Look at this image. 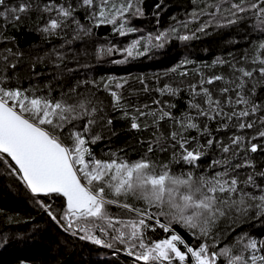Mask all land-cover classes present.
Returning a JSON list of instances; mask_svg holds the SVG:
<instances>
[{
  "label": "trees",
  "instance_id": "obj_1",
  "mask_svg": "<svg viewBox=\"0 0 264 264\" xmlns=\"http://www.w3.org/2000/svg\"><path fill=\"white\" fill-rule=\"evenodd\" d=\"M232 2L238 0H227L228 6ZM20 3L29 4L30 11L22 14L19 21L0 18V76L8 77L10 87L40 95L92 99L98 109L92 135L100 139L91 145V150L98 158L107 159L106 154L112 152L136 158L144 155L151 144L155 159L172 160L175 141L169 134L179 130L193 148L202 151L194 172L210 175L231 165L229 171L241 181L251 175L255 185L264 188V138L258 136L264 130V124L260 123L264 118V78L255 73L242 90L258 106L255 115L243 118V122H255L251 129H239L240 121L235 119H206L190 108L193 103L205 108L207 105L202 94L193 96L189 85L196 84L199 90L201 79L213 75H221L224 80L211 85L205 83L204 87L222 106L229 97L234 103V81L238 73L232 66L256 67L249 57L264 42V20L254 12L232 16L224 7L225 0H134L142 14L128 16L126 27L134 28L135 32L121 36L114 25L94 26L91 10L82 7L81 0H4L0 10ZM217 5L222 10H217ZM61 6L74 9V21L66 22L55 33H44L41 29L48 20L58 18L55 12L45 9ZM211 12L216 15H209ZM161 32L168 37L163 46L154 47L144 55L128 57L116 51L127 47L134 38ZM180 36L190 38L181 40ZM108 81L113 90L123 95V107L112 106V97L104 89ZM116 83L123 84V88L115 89ZM165 86L175 89V94L161 91ZM225 87L230 91L221 95L220 89ZM137 109L155 111L158 116L168 111L172 118L155 124L152 116L142 117ZM225 111L231 109L226 107ZM186 116L195 119L198 129L179 128L175 120ZM133 118L140 125L138 129L131 127ZM76 123L79 127L83 121ZM205 125L207 132H202L200 129ZM235 136L243 137L244 143L239 150L233 148L235 155L225 154L221 145H230ZM209 139L214 141L211 146L207 144ZM253 143L258 146L254 153L250 151ZM236 164L244 166L235 169ZM173 167L186 169L188 166L173 161ZM241 187L245 191H258L243 184ZM36 199L0 158V264H137L122 245L111 249L100 247L64 231ZM112 211L126 214L119 208ZM176 227L191 243H198ZM214 232L221 247L235 244L242 234L264 240V217L256 219L255 212H251L249 217H240L235 222L222 218ZM149 235L158 238L162 233Z\"/></svg>",
  "mask_w": 264,
  "mask_h": 264
},
{
  "label": "snow or ice",
  "instance_id": "obj_2",
  "mask_svg": "<svg viewBox=\"0 0 264 264\" xmlns=\"http://www.w3.org/2000/svg\"><path fill=\"white\" fill-rule=\"evenodd\" d=\"M3 5L4 0H0V7ZM81 6L91 10L94 26L114 25L121 36L135 32L134 28L126 27L128 16L142 14L134 0H81ZM216 7L222 10L219 5ZM224 7L232 16L251 10L264 20V0H238L230 6L225 0ZM28 11L30 5L26 3L3 7L0 18L19 21ZM45 11L55 12L58 18L48 20L41 29L44 33H55L66 22L74 21L72 7H49ZM209 15L215 16L216 12ZM167 38L163 32L134 38L127 47L116 51L128 57L144 55L154 47L163 46ZM189 38L179 37L181 40ZM249 59L256 67L232 66L238 73L234 81V103L229 97L227 104L222 106L221 101L204 87L205 83L211 85L224 80L221 75H213L201 79L199 90L196 84L189 85L193 96L202 94L207 105L205 108L193 103L190 108L209 120L235 119L240 121L239 129L253 128L255 122L246 123L243 118L255 115L258 106L242 90L255 73L264 78V42L254 49ZM114 87L122 89L123 84L116 83ZM104 89L112 97L114 108L123 107V95L113 90L111 81L104 83ZM144 90H148L146 86ZM161 91L175 94L176 90L165 86ZM229 91L228 87L220 89L221 95ZM226 107L231 111H225ZM97 111L88 97L71 100V97L40 95L10 87L8 77L0 76V158L9 164L54 222L64 231L94 245L110 249L122 245L137 264H264V240L242 234L235 244L221 247L214 232L222 218L235 222L240 217H249L251 212H255L256 219L264 217V188L255 185L251 175L241 181L229 171L231 165L210 175L194 172L202 151L193 148L179 130L169 134L175 141L172 160L155 159V148L151 144L144 155L136 158L116 152L106 154L107 159L98 158L91 150V145L100 139L92 135ZM137 111L142 117L152 116L155 124L172 118L168 111H162L159 116L155 111ZM78 121H83L79 127ZM108 123L112 121L109 119ZM175 123L184 130L199 127L191 116L175 120ZM260 123L264 124V118ZM131 127H140L135 118ZM200 130L207 132V126ZM258 136L264 138V130L259 131ZM213 143L211 139L207 141L209 146ZM243 143V137L235 136L230 145L221 147L225 154L235 155L233 148L239 150ZM177 144L178 150H175ZM257 150L258 146L251 144L250 151ZM173 161L188 167L174 168ZM243 166L236 164L234 168ZM242 184L258 191H245ZM112 208L125 210L126 214H114ZM176 226L198 243H191ZM156 232L162 235L158 238L149 235Z\"/></svg>",
  "mask_w": 264,
  "mask_h": 264
}]
</instances>
